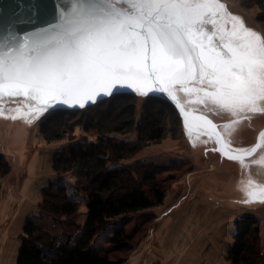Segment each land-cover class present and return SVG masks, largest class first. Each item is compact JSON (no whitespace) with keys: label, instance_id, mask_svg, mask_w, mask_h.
Wrapping results in <instances>:
<instances>
[{"label":"rangeland","instance_id":"374dc122","mask_svg":"<svg viewBox=\"0 0 264 264\" xmlns=\"http://www.w3.org/2000/svg\"><path fill=\"white\" fill-rule=\"evenodd\" d=\"M100 1L102 3L104 1L106 5L107 3H112L119 7V13L122 16L136 17L138 14L137 18L143 16V19L139 20V23L135 27H130L129 35L118 36L115 42L107 43L105 40L100 39V35H95L97 30L99 32V28L104 27L99 24L100 18L98 14L97 21L89 19L93 11H87V16L79 17L77 15L79 17L77 24L79 33L87 42L96 59L114 68L116 67L123 74L134 80L138 79L143 73H148L149 71L155 72L153 74L160 76L167 83L185 110H189L188 99L186 97L189 89L195 83L197 87L202 86L201 84L207 82L205 79H209L208 82H211L209 84L215 88L212 90L209 86L208 90H211L212 97L227 99L225 101L228 102L227 105L230 107L233 106L232 103H236L234 99L237 98H249L251 104L258 101L259 114L264 115V30L262 22L260 21V23L257 19L259 17L263 20L264 13L260 12L255 4L243 6L235 0H214L213 3L211 0ZM151 2H153L152 9H147L146 7L150 6ZM192 8H195L194 14L192 13ZM184 13L188 14V21L201 30L198 40H195V42L192 40L191 43L189 40H184L185 38H180L181 35L167 38H160V35H157L159 34L157 32V25L161 22V19L168 18L175 20L174 23L178 24L184 21ZM190 17L193 19L198 18V21L192 22ZM146 20H148L150 25H145ZM64 24L65 22L61 23V25ZM107 24H109L108 21ZM145 26L147 29H145ZM52 36H54L51 39L54 47H50L48 50L50 58L53 60L62 56L64 60L79 62L75 70L78 73L85 74L82 78L86 83L96 84L94 85L95 88H93L94 94L89 96L90 99H92V96H99L101 92L105 94L116 90L118 92H132L138 99L137 120L139 122L142 120L145 103H147L146 101L150 95L153 94V90L156 89V86H153L154 83L152 84L150 79H143L138 84L128 82L125 78L93 62L87 53V56L83 53V50H79V53L75 55L67 54L65 51L66 44L77 40L74 36L57 33ZM186 37L188 38V35ZM210 46L219 49L221 53H216L214 57L210 56V50H208ZM57 47L62 50L57 51ZM54 53L59 54L55 55ZM84 62H86V67H84ZM213 68L216 69L214 73L212 72ZM23 77V74L18 75L17 79H14L16 80V85L14 86H20L19 83H23ZM191 77L193 81L188 80ZM35 81L34 84L38 88L36 92L32 91L29 94H37L38 102L41 103L42 109L39 103H36L34 110H29V112L24 107L18 106L16 107L17 111L19 113L25 111L24 114L5 117L3 114L9 110L6 109V101H13L14 98L7 97L0 100V208L6 206L4 203L7 200L6 195L13 193L16 196L15 198H17L20 193L18 185L29 176L27 172L30 164L35 167L34 171L36 170V174L33 179L38 181L39 184H37L36 190L39 192L38 187L40 188L42 197V190L50 181H60L62 179V181H66L67 183L75 184L76 178L74 174L69 173L60 177L53 171L52 163L63 151H70L80 141L87 143L96 141L93 131H88L87 129L92 120L91 116L88 117V113L84 117L79 115L72 117L74 119L72 125L75 127L76 140L47 142L40 133L42 121L58 108L83 106L84 103H81L83 101H79V103L71 105V100L65 95L64 91L57 90L56 85L52 83L53 76L49 73H45L41 77L39 76ZM103 83H105L104 88H102ZM156 91L160 92L161 90ZM86 108L81 109V111L84 112ZM26 113L32 114L27 115ZM231 113L235 114L236 112L232 111ZM75 117H77L76 119H81L80 121L82 122L75 120ZM192 119L190 117L185 119V133L187 135L191 133L190 123L193 121ZM9 126L12 132L20 128L25 132V139H19L18 142L15 141L14 146L10 149L8 147H11L12 140L10 143V138H4V135L1 136L2 134H6ZM136 136L137 132H134L126 137L120 136L118 139L131 142ZM167 140L165 142L166 145L162 143L161 146H149L135 159L126 162L129 165H134L132 171L133 173H138V175L134 173L136 177L149 170H153L161 178H173L169 181L174 182L190 172L188 166L185 165L175 169V162L169 164L170 170H165L164 167H168V165L160 166L156 164V160H151L155 158L153 152L157 148L175 146V140ZM184 144L186 147L187 142ZM200 144H204V142H200ZM249 158L251 157L230 158V160L235 162L240 160L241 163ZM224 170L228 171V174L235 170L238 171L234 167ZM6 172L7 174L4 176ZM68 192L71 196H76L83 202L81 215L76 219L61 222L44 215L39 208V214L34 216L32 220L37 221L41 226L49 229L55 236L61 237L64 241L74 242L79 237L80 229L85 220L84 213L86 207L84 203L86 194L85 192H81L80 195H76L74 188L71 187ZM159 206L112 220L108 227L96 236L92 244L93 250H100L101 248L109 249L108 238L113 235L117 227L124 225L128 231H134L139 227L140 229L135 234L133 242V246L137 251L133 257L134 259L138 258L139 244L145 241V236H147L146 231L152 226L161 227L162 229L172 224L168 219L161 221ZM196 214L197 212L192 211L188 213L189 217L185 214V216H175V226L192 228L191 226L197 224V221H199L198 216H201V214ZM244 216H253L261 221L260 215L257 214L246 213ZM0 218L2 221L0 231H2L10 218L5 217V215ZM206 220L209 223L214 218L211 216L210 218L207 217ZM235 220L233 221L234 223ZM166 231L168 232V230ZM262 244L264 248V240H262ZM132 248L128 252V258L130 257Z\"/></svg>","mask_w":264,"mask_h":264},{"label":"trees","instance_id":"16d2710c","mask_svg":"<svg viewBox=\"0 0 264 264\" xmlns=\"http://www.w3.org/2000/svg\"><path fill=\"white\" fill-rule=\"evenodd\" d=\"M235 1L243 6L255 4L264 13V0ZM257 19L262 22L264 30V19ZM146 102L140 122L137 120V96L129 93L116 94L84 112L58 110L42 121L40 133L47 142L52 143L76 140L72 125L75 115L84 117L89 113L88 117H92L87 129L93 131L96 141H80L81 144L68 152L63 151L52 163L56 175L74 174L75 184L68 185L62 179L50 181L42 190L39 205L44 215L55 220L64 222L76 219L81 215L83 202L69 194L71 187L76 195L81 192L86 194L85 220L79 237L71 242L55 236L37 221L28 219L23 228L17 264L126 262L135 235L129 234L124 225L117 227L108 238L109 249L93 250L96 236L114 219L163 204L169 183L172 182L169 180L173 179L161 178L153 170L136 177L138 173L134 172V175L132 171L134 165L126 162L135 159L149 146L183 137V119L168 101L150 96ZM76 118L77 121L81 120ZM134 132H137V136L131 142L118 139ZM164 168L170 170L171 167ZM234 224L235 233L226 260L229 264H264L260 221L253 216H244L236 219Z\"/></svg>","mask_w":264,"mask_h":264},{"label":"crops","instance_id":"0c3cea01","mask_svg":"<svg viewBox=\"0 0 264 264\" xmlns=\"http://www.w3.org/2000/svg\"><path fill=\"white\" fill-rule=\"evenodd\" d=\"M152 4L153 2L146 8L152 9ZM191 10L194 14L195 8ZM184 14L183 19L188 21V14ZM190 19L192 22L198 21V18ZM187 23L190 24L189 21ZM197 28L200 33L201 30ZM210 54L214 57L216 53ZM215 71L213 68L212 72ZM205 80L207 82L201 84L202 86L197 87L195 83L189 89L186 95L187 111L210 117L219 127L225 146L230 152L249 153L255 145L258 133L264 128V115L259 114L258 101L251 104L249 98H237L234 99L236 103H232L233 106L230 107L225 101L227 99L211 96L209 86L212 90L215 88L209 84V79ZM6 103V109L9 110L4 114L2 112L5 117L24 114L25 111H17L18 106L24 107L28 112L35 107L32 105L34 103L29 104L19 98ZM232 111L236 113L232 114ZM192 120L190 135L185 133L184 119L183 139L175 140V146L157 148L153 152L155 158L151 159L156 160V164L160 166H169L175 162V169L185 165L190 171L186 176L169 183L164 202L159 206L161 221L168 219L172 224L162 229L157 226L150 227L146 231L145 241L139 244V257L134 259L133 255L137 251L133 246L130 257L124 264H229L226 255L235 233L233 221L246 213L260 215L261 242L264 240V134L256 155L240 163V160L231 161L218 150L213 130L208 123L199 118ZM3 135L4 138H12L15 132L9 126L6 134L1 136ZM165 142L166 140L163 145H166ZM232 167L238 171L228 174L224 170ZM34 168L32 164L28 166L29 176L19 183L20 193L17 198L13 193L6 195V206L0 208V217L5 215L10 218L0 231V264H17L24 225L28 219L39 214L42 195L39 187V192L36 190L39 183L33 179L36 174ZM192 211L197 212L196 215L201 214L197 224L191 226L192 228L175 226V216L185 214L189 217L188 213ZM211 216L214 220L208 223L206 219ZM1 225L0 218V230ZM139 229L138 227L128 232L135 235Z\"/></svg>","mask_w":264,"mask_h":264},{"label":"water","instance_id":"95a60500","mask_svg":"<svg viewBox=\"0 0 264 264\" xmlns=\"http://www.w3.org/2000/svg\"><path fill=\"white\" fill-rule=\"evenodd\" d=\"M211 1L213 3L214 0ZM103 9L102 6H97L96 0H0V100L7 97L19 98L28 101L29 104L34 103L32 105L35 106L36 103H39L38 96L35 93L33 95L29 93L32 91L36 92L38 87L34 84L35 80L45 73L53 76L52 83L56 85L57 90L64 91L65 95L71 100V105H75L79 101H83L81 103H84L83 106H68L69 108H58L55 111L81 110L85 107L89 109L102 100L112 98L116 94H134L132 92H118L116 90L109 94L101 92L99 96H92V99H90L89 96L94 94L93 88H95L94 85L96 84L86 83L82 78L85 74L78 73L75 70L79 62L64 60L62 56L52 60L49 55L50 52H48L50 47H54L51 41L54 38L52 35L55 33L70 35L74 36L77 40L66 44L65 51L67 54L75 55L79 53V50H83V53L86 56L88 54L93 62L134 84L140 83L143 79H150L152 84L154 83L153 86H156V89L153 90L154 92L150 96H157L168 101L177 110L183 120L187 117L199 118L208 123L213 130L217 148L224 156L229 158H248L258 152L262 143L264 128L258 133L255 145L249 153L230 152L225 146L217 124L203 113L185 110L167 83L160 76L153 74L155 72L149 71L148 73H143L138 79L134 80L123 74L116 67L114 68L96 59L87 42L79 33L80 31L77 26L79 17L87 16V11H93L89 19L97 21L98 14L100 18L99 24L104 27L100 26L99 32L97 30L95 35H100V39L105 40L107 43L115 42L118 36L129 35L130 27H135L139 23V20L143 19L137 18V14L136 17L130 16V22L132 23L130 25H126L123 22L121 25L113 24L114 27H109L107 20L103 21L101 18V12L99 11ZM107 10L109 11L110 9ZM174 21L168 18L161 19V22L157 25V32L159 33L157 35H160V38L181 35L180 38H185L184 40H189L191 43L192 40L194 42L198 40V36H200L198 28L191 23H187L188 21L186 20L178 24H175ZM62 22H65V24L61 25ZM145 25H150L148 20H146ZM166 27L169 28L165 31ZM115 29L116 31H114ZM186 35H188L189 39ZM209 48V52L221 53L217 48L211 46ZM60 50L62 49L57 47V51ZM54 54L57 55L59 53ZM84 67H86V62H84ZM20 74L24 75L23 83L20 82V86H14L16 85V80L14 79H17V76ZM188 80L193 81V78H188ZM104 87L105 83H103L102 88ZM22 88L24 89L21 90ZM158 88L162 92L156 91L159 90ZM39 104L42 109L41 103Z\"/></svg>","mask_w":264,"mask_h":264},{"label":"flooded vegetation","instance_id":"af4514ba","mask_svg":"<svg viewBox=\"0 0 264 264\" xmlns=\"http://www.w3.org/2000/svg\"><path fill=\"white\" fill-rule=\"evenodd\" d=\"M96 4L97 6H102L104 9L99 11L101 12V18L103 21L107 20L108 21V26L109 27H114L113 24H118L121 25L123 22L126 25H130L132 24L130 22L131 17L130 16H122L120 15L119 11V7L115 6L112 3H106L103 1V3L100 0H96ZM106 7H105V5ZM110 9L109 11L107 9ZM138 22V21H137ZM136 23V22H135ZM125 25V26H126Z\"/></svg>","mask_w":264,"mask_h":264},{"label":"bare ground","instance_id":"6f19581e","mask_svg":"<svg viewBox=\"0 0 264 264\" xmlns=\"http://www.w3.org/2000/svg\"><path fill=\"white\" fill-rule=\"evenodd\" d=\"M112 1H115V0H112ZM116 6V5H115ZM133 7H135V6H133ZM141 18H143V17H141ZM169 27H166L165 28V31L168 29ZM21 129V128H20ZM18 129L17 131H15V135H14V137H12V138H10V143H11V140H12V145H11V148H12V146H14V144H15V141L16 142H18L19 141V139H25V132H24V130L23 129ZM130 215V214H129ZM82 231V230H81Z\"/></svg>","mask_w":264,"mask_h":264}]
</instances>
